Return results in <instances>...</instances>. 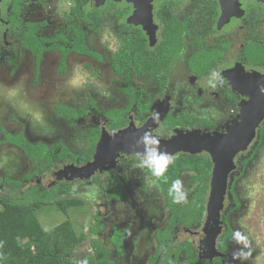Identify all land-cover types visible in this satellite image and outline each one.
<instances>
[{
	"label": "flooded vegetation",
	"instance_id": "obj_1",
	"mask_svg": "<svg viewBox=\"0 0 264 264\" xmlns=\"http://www.w3.org/2000/svg\"><path fill=\"white\" fill-rule=\"evenodd\" d=\"M50 1L0 0V60L3 62L0 65L9 66V73L14 74L22 52H26L32 65L31 84L35 87L48 53L58 55L56 72L61 76L67 72L70 56L91 57L101 61V55L89 47L88 35H100L115 22L120 46L112 55L111 65L114 74L121 77L117 84L126 100L108 109H103L91 98H88L87 106L80 108L66 103H57L53 107L54 116L70 125L85 121L82 124V136L87 146L80 153L69 149L64 138L58 139L50 147L46 143L29 140L22 127L16 132L1 128L0 146L19 150L33 166L18 179L0 173L1 180L22 182L19 188L25 190V187H35L42 194L58 188L57 195L80 201L81 205L71 208L68 213L80 212L86 215L85 221L88 217L86 232H82L86 234L85 241L90 243L88 251L93 254L95 246L104 248L105 258L110 264L118 263L110 259L107 248L100 245L95 237L106 232L108 226L114 227L109 240L115 247V254L121 257L122 242L132 223L114 218L111 212L118 205L127 207L129 204L128 208L132 207L138 216L134 207L136 203L131 206V199L146 204V197L151 195L156 198L159 196L157 199L159 206L162 205V212L149 207L145 218L138 217L141 223L135 224L137 229L142 225L155 227L151 236L139 235L138 243H145V238L155 244V250L147 255V264L158 251L164 254L182 244L191 245L199 264L230 263L229 243L233 235L231 221L242 210L243 204L239 185L249 178L252 161L264 140V120L259 124L253 141L235 155L234 168L228 174L223 207L219 213L220 234H217L214 243V247L219 249L223 248L221 242L225 244L222 249L224 253L220 255L212 254L213 246L210 249L206 246V233L214 227L208 221L207 212L214 166L208 152H178L171 155L167 169L159 176L152 174V170L143 163L147 156L132 152L118 151L113 159L106 154L104 168L96 169L86 177L76 175L75 167L80 168L93 161L97 145L106 134H115L128 128L141 133L144 131L160 139L196 131L200 134H224L227 125L238 119L242 101L248 100L247 95L234 87V82L242 74H264V2L230 0L224 7V0H54L57 5L55 19L59 23L50 34L47 33L49 20L29 16V11L36 3L47 6ZM226 11L229 12L228 16L223 15ZM78 36L84 38L85 45L93 51V55L72 51L71 43ZM33 43H39L40 46L38 60L33 54ZM131 49L137 51L135 57L130 56ZM63 50H69L66 56L61 54ZM119 51H122V63H127V69L121 73L114 69L120 66L115 60ZM62 60L64 73L59 71ZM144 64H147V69ZM182 99L188 104H183ZM205 111L210 115L208 119L204 115ZM5 134H21L28 144H42L52 154L47 159H38L36 163L21 146L3 142ZM93 139L94 151L90 154ZM71 154L86 159L75 161L70 158ZM138 167L141 173H137ZM184 176H188L187 188L183 187ZM83 180L95 190V194L90 193L93 205L88 208L81 199L73 196V187ZM175 180L181 182V191L188 194L180 203H174L169 193ZM65 189L68 194L63 192ZM0 190L5 192V196H19L15 189L10 188V183H0ZM197 194L205 198L204 205L199 207L200 213L189 210L194 202L191 198ZM99 206L102 209H98ZM179 230L182 235L184 232L190 233L198 244H192L190 238L176 242ZM182 255L186 257L183 249L178 253L179 261Z\"/></svg>",
	"mask_w": 264,
	"mask_h": 264
},
{
	"label": "rangeland",
	"instance_id": "obj_2",
	"mask_svg": "<svg viewBox=\"0 0 264 264\" xmlns=\"http://www.w3.org/2000/svg\"><path fill=\"white\" fill-rule=\"evenodd\" d=\"M55 1L51 0L47 6L36 3L29 11V16L32 18L50 21V27L47 30V33L50 34L53 33L59 23L55 19L57 16L55 15L57 9ZM226 4L227 2L224 3V7H226ZM223 15L228 16L229 12L226 11ZM110 25L100 35H95L94 33L88 35L89 47L101 55V61L91 57L70 56L67 61V72L61 76L56 72L59 61L58 55L56 53H48L44 57L40 79L35 87H32L31 84L32 65L31 59L26 52H22L23 56L14 74L9 73V66L0 65V129L16 132L22 127L29 140L43 142L50 147H53L58 139L64 138L70 147L69 149L76 153H80L81 149L86 148L87 142L84 141L82 136L84 128L82 124H85V121H77L75 124L70 125L54 116L53 107L57 103H66L67 105L80 108L87 106L88 98L97 101L103 109L125 103L126 98L117 84L121 77L114 74L111 65L112 55L120 46V36L116 33L115 22ZM1 63L3 62L0 60ZM76 72L80 73L82 82L73 86L69 81ZM13 88L16 89V94L9 95L10 89ZM182 101L183 104H188L186 100L182 99ZM182 110L180 111L182 112ZM204 115L207 119L210 116L206 111ZM177 135L178 133L168 139H157L171 140ZM251 167L249 178L241 181L239 185L240 198L243 204L242 210L236 213L231 221L233 235L229 243L230 263L228 264H264V140L258 146V152L252 161ZM31 169H33L32 164L28 162L19 150L10 146H0L1 175H8L12 179H18ZM137 173H141L139 167ZM187 178L188 176L184 180V188L189 185L186 184ZM77 185V187H73V196L81 199L87 206L86 208L93 205L90 193L93 192L95 194L94 188L90 187L91 185H88L84 180L78 182ZM4 194L5 192L0 190V196H5ZM187 195V193H184V198H187ZM100 196L103 198L102 195ZM157 198L159 199L158 195ZM157 198L154 195L146 197V204L142 201L131 199V206L136 203L134 207L138 216L135 215L132 207L128 208L129 204H127V207L118 205L111 212L113 217L118 220L126 219L131 221L132 227L126 233L122 242L123 253L121 252V257L115 254V247L109 240L114 227L108 226L106 232L95 237L100 242V245L107 248L110 259L117 260L118 264H147V255H150L155 250V244L151 239H145L144 236L145 243H138L139 235L147 234L151 236L150 233L155 227L142 225L137 229L135 224L141 223L138 217L142 216L145 218L149 207H155L157 211L162 212V205L159 206ZM42 209L41 213L38 214V219L44 230H49L68 219L78 234L86 232L88 225V217L86 221L84 220L86 215L84 216L76 211L67 212L66 215L58 209L54 210L55 206L52 204H47ZM98 209H102L101 206ZM135 229L137 230L134 231ZM236 233H239L243 239L238 240ZM189 234L184 232L182 235L181 230H179V237L176 242L190 238L192 244L197 245L198 242L195 237ZM89 249L90 243L87 240L76 248L75 253L78 256V254H83ZM180 262L189 264L184 255L180 257ZM204 264L212 263L205 262Z\"/></svg>",
	"mask_w": 264,
	"mask_h": 264
},
{
	"label": "trees",
	"instance_id": "obj_3",
	"mask_svg": "<svg viewBox=\"0 0 264 264\" xmlns=\"http://www.w3.org/2000/svg\"><path fill=\"white\" fill-rule=\"evenodd\" d=\"M84 41L83 37L78 36L74 43H71L72 51L84 55H93V51L87 48ZM33 44L35 48L33 54L38 60L41 53L40 46L39 43ZM68 52L69 50H63L61 54L66 56ZM136 54L137 51L131 49L130 56L135 57ZM115 60L116 63H120V66L114 67L117 73L127 69V63H122L124 60L122 51L115 55ZM143 66L146 69L148 68L147 64ZM59 71L61 73L65 71L64 60L60 62ZM4 138L3 142L5 143L21 146L24 152L36 163L39 161L38 159H47L52 154V151L42 144L36 146L28 144L21 134H5ZM92 142L90 154L94 151L95 140L93 139ZM60 152L63 153L62 150ZM70 158H74L75 161L86 159L84 156H74L72 154ZM0 183H10V188L19 193V196L17 194L0 196V264H81L85 260H87V264H110L105 258V249L96 246L93 254L85 251L77 256L75 253L76 248L86 240V234H78L70 220L65 219L49 230H44L39 222L38 214L41 213L45 205L52 204L56 209L66 214L71 208L79 207L81 205L80 201L70 196L57 195L58 188L51 193L42 194L35 187H25V190L19 188L22 182L2 181L0 178ZM63 192L68 194L66 189ZM202 196L197 194L194 198H191L194 202L189 207L190 211L201 212L199 207L202 208L205 203V198ZM226 234L225 230L224 235ZM214 246L212 254L220 255L222 252L224 253L222 249L225 244L223 242H221L222 249ZM182 249L190 264H199L195 250L192 249L191 245L186 244L176 246L175 250L165 251L164 254H160L158 251L151 258L150 264H183L178 260V253Z\"/></svg>",
	"mask_w": 264,
	"mask_h": 264
},
{
	"label": "water",
	"instance_id": "obj_4",
	"mask_svg": "<svg viewBox=\"0 0 264 264\" xmlns=\"http://www.w3.org/2000/svg\"><path fill=\"white\" fill-rule=\"evenodd\" d=\"M233 85L243 95H247L248 100L242 101L238 119L227 125L224 134H200L196 131L179 133L171 140H160L147 135L144 131L141 133L128 128L102 137L93 161L80 168L75 167V172L78 176L82 174L86 177L96 169L102 170L106 163L105 155L109 154L113 159L118 151L142 156H147L149 150H155L157 155L169 156L178 152L192 154L208 152L214 164L207 200L208 221L214 225L213 229L206 233V246L210 249V246H214V240L220 230L219 213L223 207L228 174L234 168V157L253 141L259 124L264 120V74L258 72L242 74ZM146 135L156 143L146 144L144 139Z\"/></svg>",
	"mask_w": 264,
	"mask_h": 264
},
{
	"label": "clouds",
	"instance_id": "obj_5",
	"mask_svg": "<svg viewBox=\"0 0 264 264\" xmlns=\"http://www.w3.org/2000/svg\"><path fill=\"white\" fill-rule=\"evenodd\" d=\"M82 82V77L79 72H76L73 78L69 81V83L73 86L78 85ZM16 89H10L9 95H15ZM151 115L155 116L156 113H151ZM38 118V115H37ZM146 144H155L156 141L154 139L149 138L147 135L145 136ZM170 156L167 154L157 155L155 150H149L147 157L144 159L143 163L149 167L154 175H161L163 171L167 169V165L169 163ZM169 193L173 197L174 203H180L184 198V193L181 191V182L179 180H175L171 187L169 188ZM236 238L238 240L243 239L240 237L239 233H236ZM81 264H87V260L81 262Z\"/></svg>",
	"mask_w": 264,
	"mask_h": 264
}]
</instances>
